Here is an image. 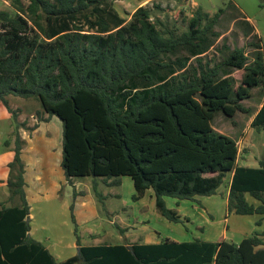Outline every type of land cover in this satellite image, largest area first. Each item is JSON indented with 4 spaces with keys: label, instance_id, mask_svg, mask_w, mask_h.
<instances>
[{
    "label": "trees",
    "instance_id": "obj_1",
    "mask_svg": "<svg viewBox=\"0 0 264 264\" xmlns=\"http://www.w3.org/2000/svg\"><path fill=\"white\" fill-rule=\"evenodd\" d=\"M114 1L12 0L14 15L0 10V107L17 117L9 96L36 98L43 113L59 117L66 178L91 176L99 200L104 194L97 179L119 186L129 176L134 201L153 189L158 211L184 223L188 218L168 207L165 197L216 194L233 172L229 212L264 218V159L257 167L238 164L237 140L213 126L218 112L230 118L249 112L243 102L253 88H264L261 39L252 33L251 55L244 45L208 58L221 36L214 27L223 8L211 17L198 7L178 34L147 4L125 23ZM240 12L237 21L248 35L254 28ZM235 70H243L240 80ZM252 126L264 129V102ZM22 147L18 136L13 172L1 180L12 204L0 206V264H264V231L240 243L165 238L134 243L131 251L128 241L82 245L77 225L79 253L58 261L28 234ZM246 193L261 203H250Z\"/></svg>",
    "mask_w": 264,
    "mask_h": 264
},
{
    "label": "crops",
    "instance_id": "obj_2",
    "mask_svg": "<svg viewBox=\"0 0 264 264\" xmlns=\"http://www.w3.org/2000/svg\"><path fill=\"white\" fill-rule=\"evenodd\" d=\"M150 1L152 0H144L138 6L146 5ZM44 117L47 118L49 115L46 113ZM54 121L38 122L31 134H24L22 159L25 164L26 196L30 206L29 219L35 217L32 208L34 203H38L39 214L42 220L47 222V226L48 224L60 223L66 225L68 229V233L66 231L65 235L59 234L55 237L49 233L44 237H37L32 228L28 234L46 245L58 261H64L77 255L80 251L75 225H77V233L82 245L119 243H110L108 239L102 238L103 221L100 217V200L93 187L94 179L90 178L89 180L88 177H85L87 179L84 180L85 178L75 177L69 181L66 178L61 165L63 156L62 135L59 125L55 124ZM214 128L216 129V127ZM229 136L233 137L232 135ZM251 157L256 163L251 161ZM262 159L264 156L260 158L255 155L251 156V151L239 153L238 164L257 167ZM232 176L233 172L230 173L228 187L223 191V185H221L218 192L213 195H197L194 200H180L166 196L168 207L176 210L182 218H188L185 219L184 223L173 222L164 217L157 209L153 189H148L143 197L136 201L132 199L133 202L130 204L133 213L139 217L143 232L140 236L131 237L129 231L131 226L122 227L126 234V239L124 238L123 242L128 241L127 247L134 243H160L165 238L177 242H189L194 239L217 241L224 238L234 243H240L242 239L256 231H264L260 229L264 222L262 215L256 213L240 215L229 212V191ZM127 177L129 176L122 177V184L118 187L128 181ZM1 180L6 179L0 178ZM97 181L99 182L98 190L104 194V200L122 196L119 190L113 189L115 186L109 185L102 178L97 179ZM107 188L111 190H107ZM134 193L135 188L130 190L131 198ZM246 197L250 203L256 206L261 203L249 193H246ZM106 208L109 216L114 219L119 216L113 207ZM123 210L127 211L126 207ZM69 213L71 214V222L69 221ZM72 216L75 217V223ZM62 217L64 219H61ZM259 220H261L260 225L257 223ZM132 226L137 229V226ZM237 236H240L241 239L235 240Z\"/></svg>",
    "mask_w": 264,
    "mask_h": 264
},
{
    "label": "rangeland",
    "instance_id": "obj_3",
    "mask_svg": "<svg viewBox=\"0 0 264 264\" xmlns=\"http://www.w3.org/2000/svg\"><path fill=\"white\" fill-rule=\"evenodd\" d=\"M144 0H115L113 2L114 9L124 17L125 23H129L134 9ZM27 4V0H23ZM147 6L153 8L154 17H159L167 25L175 28L178 34L188 29L189 20L192 18L198 7H202L204 12H208L211 17H214L220 8L224 12H219L220 17L214 29L221 34L219 38H215L212 49L208 52L206 57L219 59V52L227 53L229 49L235 47L247 46V50L251 55L253 48L247 45L252 38L261 39L264 47V0H152L146 3ZM161 5L157 9L156 6ZM0 10H8L13 15L16 13L15 8L12 6V0H0ZM242 11L247 17L253 30L248 34H244V26L241 24L239 17ZM238 18V19H237ZM206 22V21H205ZM160 28L162 26L158 24ZM3 28V26H0ZM254 32L252 37V33ZM243 70H235L233 75L240 80ZM264 101V88L256 87L252 89L251 98L245 100L243 103L250 109L249 112H238L233 118L226 117L222 112H218L213 120V126L218 131L225 134L232 135L239 145V153H248L251 151V156L263 157L264 156V129L257 130L252 126L254 114L260 108ZM9 103L13 109L18 110V115L15 117L5 107H0V178L7 179L11 176L13 169L9 163L14 159L15 147L17 137L19 136L22 143H24V134H31L34 126L41 121H54L60 128L62 135V121L57 116H49L45 118L42 112V106L36 98H24L21 96L10 95ZM53 117V119H51ZM54 130V129H53ZM251 157V161L254 158ZM16 170V169H15ZM15 172V171H14ZM90 180L91 176H87ZM79 179L85 177H78ZM85 178L84 180H86ZM121 187L115 186L113 189L119 190L122 196L117 198H108L107 200H100V217L103 221L102 238L108 239L110 243H121L124 241L126 234L121 235L117 225L121 227H128L131 237L140 236L142 234V224L139 222V217L133 212L130 204L133 202L130 190H134V185L131 177H127ZM230 174L226 177L222 190L228 187ZM107 190H111L107 188ZM10 190L6 183L0 181V206L2 203L11 205L12 202L8 201ZM251 199V197H249ZM106 207H113L116 213H119L115 219L109 216ZM127 209L124 211L123 209ZM35 217L28 220L30 228L35 232V236L44 237L51 234L52 237L56 235H65L68 230L66 225L48 224L42 220L39 214V204L34 203L32 208ZM163 217V216H162ZM61 219H64L62 217ZM112 219V220H111ZM69 221L71 222V214L69 213ZM132 225L137 226V229ZM260 229L264 230V222ZM68 233V231H67ZM241 235V234H238ZM242 236V235H241ZM126 239V238H125ZM241 239L237 236L235 240Z\"/></svg>",
    "mask_w": 264,
    "mask_h": 264
},
{
    "label": "water",
    "instance_id": "obj_4",
    "mask_svg": "<svg viewBox=\"0 0 264 264\" xmlns=\"http://www.w3.org/2000/svg\"><path fill=\"white\" fill-rule=\"evenodd\" d=\"M27 220L29 219V216L26 218ZM128 249L131 251H134V246L133 245H128Z\"/></svg>",
    "mask_w": 264,
    "mask_h": 264
},
{
    "label": "built area",
    "instance_id": "obj_5",
    "mask_svg": "<svg viewBox=\"0 0 264 264\" xmlns=\"http://www.w3.org/2000/svg\"><path fill=\"white\" fill-rule=\"evenodd\" d=\"M238 143V142H237Z\"/></svg>",
    "mask_w": 264,
    "mask_h": 264
}]
</instances>
